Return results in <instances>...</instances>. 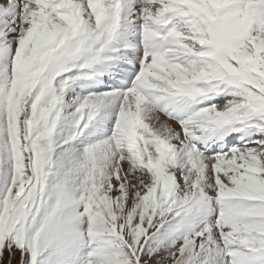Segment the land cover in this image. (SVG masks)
I'll use <instances>...</instances> for the list:
<instances>
[{"label": "snow or ice", "instance_id": "6c2138e0", "mask_svg": "<svg viewBox=\"0 0 264 264\" xmlns=\"http://www.w3.org/2000/svg\"><path fill=\"white\" fill-rule=\"evenodd\" d=\"M0 264H264V0H0Z\"/></svg>", "mask_w": 264, "mask_h": 264}]
</instances>
